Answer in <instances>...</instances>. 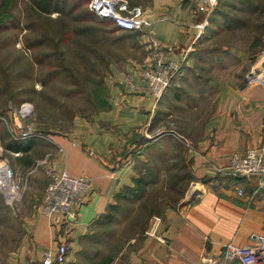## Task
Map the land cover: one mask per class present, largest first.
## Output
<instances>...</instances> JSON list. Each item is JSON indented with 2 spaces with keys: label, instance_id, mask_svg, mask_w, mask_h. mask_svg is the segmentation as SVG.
Segmentation results:
<instances>
[{
  "label": "crops",
  "instance_id": "1",
  "mask_svg": "<svg viewBox=\"0 0 264 264\" xmlns=\"http://www.w3.org/2000/svg\"><path fill=\"white\" fill-rule=\"evenodd\" d=\"M135 6L142 8L151 25L144 35L133 34L139 43L131 58L111 68L106 78L108 109L88 119H75L69 132L52 134L48 146L35 142L26 152L18 153L19 157L34 155L37 163H44L23 178L29 210L42 205L48 182L45 168L87 177L91 190L67 234L38 213L29 222V237L15 264H42V253L48 249L55 253L62 243L67 247L64 264H89L83 245L89 241L92 224L133 186L141 147L164 142L157 143L162 135L178 143L191 186L186 202L167 208L161 218L150 222L122 264H200L218 257L226 244L244 246L251 243V235H264V181L216 172L228 166L232 155L264 144V87L248 82L249 77L264 74V53L235 78L218 84L207 79L210 92L206 99L198 100L200 104L207 100L206 109L200 104L181 106L178 91L188 83L185 77L173 78L156 102L149 95L142 71L160 55L175 59L183 70L191 69L203 35L196 26L204 15L197 11L196 0H144ZM147 36L156 49L151 48ZM166 102L175 108L174 113L167 111ZM185 110L194 119L182 121L180 128L177 126L179 132L159 124L162 114L182 119Z\"/></svg>",
  "mask_w": 264,
  "mask_h": 264
},
{
  "label": "rangeland",
  "instance_id": "2",
  "mask_svg": "<svg viewBox=\"0 0 264 264\" xmlns=\"http://www.w3.org/2000/svg\"><path fill=\"white\" fill-rule=\"evenodd\" d=\"M83 1H68L67 16L61 19L68 25L69 35L61 42L63 31L56 23L57 14L41 15L26 0H0V118L11 126L14 111L28 102L33 106L30 123L44 137L17 140L12 128L0 120V161L19 178L37 171L38 157H19L9 147L23 141L30 146L35 142L48 146L52 134L69 132L75 119H87L100 111L108 103L106 78L111 68L131 58L139 43V38L113 33L110 25L93 20L86 7H79ZM126 1L131 6L133 0ZM243 2L220 9L236 21L238 29L206 34L207 22L202 30L193 67H181L174 77L188 78L183 91H178L181 106L201 103L199 98L210 92L207 79L218 84L235 78L264 53V0ZM206 101L201 108L206 109ZM166 109L175 111L171 105ZM181 118L162 114L159 124L176 133L182 121L194 119L189 110ZM161 141L138 151L134 179L139 183L131 187L135 191L123 192L92 224L89 241L83 245L89 264L124 263L151 221L161 218L167 208L186 202L191 178L183 167L178 143L169 142L164 135L157 138V143ZM25 194L26 187L21 200L11 208L0 193V264H15L29 237V222L40 213V207L29 210Z\"/></svg>",
  "mask_w": 264,
  "mask_h": 264
},
{
  "label": "built area",
  "instance_id": "3",
  "mask_svg": "<svg viewBox=\"0 0 264 264\" xmlns=\"http://www.w3.org/2000/svg\"><path fill=\"white\" fill-rule=\"evenodd\" d=\"M219 0H196L197 11L204 15L201 24L196 28L203 30L209 16L216 8ZM89 11L100 21H109L121 32H132L144 35L151 23L143 17L141 7L130 6L126 0H89ZM148 37L152 49H156L154 40ZM182 65L171 57L160 55L153 64L142 71L149 95L157 102L171 80L180 71ZM248 82L264 87V74L249 77ZM33 106L28 102L21 103L14 111L11 126L7 120L0 118L6 126H10L12 135L17 140L44 138L30 123ZM264 140V123L261 126ZM19 155V154H17ZM44 163H37V167ZM221 176H232L242 179H260L264 181V144L260 147L237 153L230 157L225 169H216ZM48 179L44 192L40 214L45 216L51 226L59 227L65 234L75 225L78 210L86 194L91 190V181L84 176L71 177L65 171H55L45 168ZM26 181L19 178L13 170L0 161V193L7 206H13L22 198ZM242 195V191H238ZM251 243L244 246L226 244L218 257L207 259L200 264H264V235H251ZM67 247L64 243L58 245L57 251L45 250L42 253V264H64Z\"/></svg>",
  "mask_w": 264,
  "mask_h": 264
},
{
  "label": "trees",
  "instance_id": "4",
  "mask_svg": "<svg viewBox=\"0 0 264 264\" xmlns=\"http://www.w3.org/2000/svg\"><path fill=\"white\" fill-rule=\"evenodd\" d=\"M26 1H27L28 4H30V8L33 11H35V12L41 14V15L50 16V15H53V14H57L58 19L56 20L57 21L56 23L58 24V26H60V30L63 31V34L60 36L59 40L63 41V40L68 39L67 36L69 35V32H68L69 31L68 30L69 27H68V25L65 22H63V20L61 18L67 16V13L65 12V10H66L67 3H69L68 2L69 0H26ZM243 1L246 2V0H219L216 8L214 9V11L212 12V14L209 16V18L207 20L208 26H207V29H206V34L207 33L215 34L217 32L221 33L223 31H228V30L230 31V30L238 29L237 27L239 25L236 23V21L230 20L227 17V15L224 12H222V10H220V9L221 8L225 9V10L229 9V8L237 5L236 3L244 4ZM88 3H89V0H84L79 5V7L80 8L81 7H86L90 17L93 20H96L98 23H100V24L101 23H105V24L110 25L111 28L113 29L112 30L113 33H116V32L117 33H123L124 36H133V34H137V33H132V32H121L117 28H115L111 22L98 20L89 11ZM137 3H138L137 1L133 0V1H131L130 4H131V6H135ZM70 11H71V8H70ZM227 20H230V21H227ZM90 37H92V36H90ZM193 57H195L194 54H193ZM96 86H97L98 89L103 90V88L101 86H99L98 84ZM106 109H108V103H104V105L101 107L100 111H103V110H106ZM100 111H98V112H100ZM29 148H30V145L24 143V141H23V142H18V143L14 144V145H11L9 147V150L12 151V152H16V153H24ZM183 167L187 171V175L190 177V174H189L188 170L186 169V166L183 165ZM138 183H139V181H136L135 179H133V185L134 184L136 185ZM125 191H135V190L130 187V188H126Z\"/></svg>",
  "mask_w": 264,
  "mask_h": 264
}]
</instances>
